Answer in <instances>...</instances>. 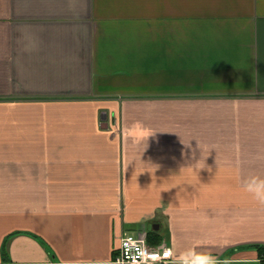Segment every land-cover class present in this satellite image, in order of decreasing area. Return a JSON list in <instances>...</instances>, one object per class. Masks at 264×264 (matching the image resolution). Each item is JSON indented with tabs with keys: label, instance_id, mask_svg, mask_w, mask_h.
I'll list each match as a JSON object with an SVG mask.
<instances>
[{
	"label": "crops",
	"instance_id": "obj_1",
	"mask_svg": "<svg viewBox=\"0 0 264 264\" xmlns=\"http://www.w3.org/2000/svg\"><path fill=\"white\" fill-rule=\"evenodd\" d=\"M254 175L264 0H0V264H263Z\"/></svg>",
	"mask_w": 264,
	"mask_h": 264
},
{
	"label": "built area",
	"instance_id": "obj_2",
	"mask_svg": "<svg viewBox=\"0 0 264 264\" xmlns=\"http://www.w3.org/2000/svg\"><path fill=\"white\" fill-rule=\"evenodd\" d=\"M118 264H177L172 248L151 246L143 235L126 233L121 238Z\"/></svg>",
	"mask_w": 264,
	"mask_h": 264
},
{
	"label": "clouds",
	"instance_id": "obj_3",
	"mask_svg": "<svg viewBox=\"0 0 264 264\" xmlns=\"http://www.w3.org/2000/svg\"><path fill=\"white\" fill-rule=\"evenodd\" d=\"M244 191L260 206H264V178L251 176L244 182ZM198 246L189 247L183 251L177 264H231L227 258L220 259L209 251H197Z\"/></svg>",
	"mask_w": 264,
	"mask_h": 264
},
{
	"label": "trees",
	"instance_id": "obj_4",
	"mask_svg": "<svg viewBox=\"0 0 264 264\" xmlns=\"http://www.w3.org/2000/svg\"><path fill=\"white\" fill-rule=\"evenodd\" d=\"M148 242H149V245H151V246H157V245H159V243H160V240H159V238H157V237H155V236H149V238H148ZM261 252H262V256L264 255V249H261ZM264 264V263H263Z\"/></svg>",
	"mask_w": 264,
	"mask_h": 264
}]
</instances>
